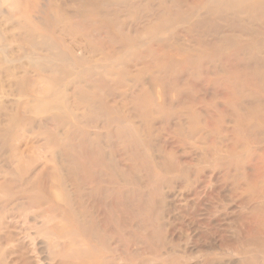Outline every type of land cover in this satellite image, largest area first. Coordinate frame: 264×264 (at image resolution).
I'll return each instance as SVG.
<instances>
[{
    "label": "rangeland",
    "instance_id": "1",
    "mask_svg": "<svg viewBox=\"0 0 264 264\" xmlns=\"http://www.w3.org/2000/svg\"><path fill=\"white\" fill-rule=\"evenodd\" d=\"M0 264H264V0H0Z\"/></svg>",
    "mask_w": 264,
    "mask_h": 264
}]
</instances>
